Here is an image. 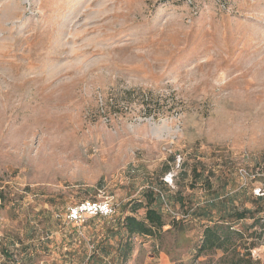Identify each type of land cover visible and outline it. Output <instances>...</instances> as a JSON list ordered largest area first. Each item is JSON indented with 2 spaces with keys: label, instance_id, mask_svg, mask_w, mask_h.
Wrapping results in <instances>:
<instances>
[{
  "label": "rangeland",
  "instance_id": "rangeland-1",
  "mask_svg": "<svg viewBox=\"0 0 264 264\" xmlns=\"http://www.w3.org/2000/svg\"><path fill=\"white\" fill-rule=\"evenodd\" d=\"M184 160L245 206L264 193V0H0V264H112L110 230L149 186L184 196L164 229L187 225L132 237L122 264H218L193 256L186 208L208 195ZM86 201L114 211L72 220ZM261 204L233 224L258 264Z\"/></svg>",
  "mask_w": 264,
  "mask_h": 264
},
{
  "label": "trees",
  "instance_id": "trees-1",
  "mask_svg": "<svg viewBox=\"0 0 264 264\" xmlns=\"http://www.w3.org/2000/svg\"><path fill=\"white\" fill-rule=\"evenodd\" d=\"M187 163H189L187 160L183 161L184 165ZM189 164L191 165L190 174L192 178L189 185L194 188L196 184L201 183L205 186L208 195L202 203L198 202L194 206L186 208V213L191 217L190 219H196L201 223L200 236L192 247L193 256L198 257L202 253L221 250L222 254L217 259L218 264H258V260H254L250 255L249 248L251 245L244 242L242 232L235 229L233 224L244 218L256 219V214L263 210V204L260 205V202L264 200V193L252 197L251 206H245L243 203L236 202L245 187L220 194L217 189L213 188L210 179L215 176V179L221 180V175L215 174L211 169H206L203 162L199 160ZM168 168L166 167V169ZM161 182L165 184L164 181ZM172 198L184 206V196L178 191L169 194L160 189L155 191L152 186L143 188L138 198L126 202L124 206L129 205L130 212L118 218L116 228L110 230L112 237L117 236L116 253L112 259V264L115 262L122 264L126 261L132 249V237L134 236L161 237L172 230L183 235V230L187 225L186 219L176 218L172 213L173 211H171L172 218L168 222L170 227L164 229L166 221L163 207L164 205L170 207L168 204H172ZM138 208H144L142 216L134 214ZM202 220L203 222H201ZM109 246L112 247V244L108 242L103 244L101 240L94 246L89 259L98 263L101 259L96 256L97 250H106ZM240 247H243L245 251L240 252ZM108 254L109 251H105V255Z\"/></svg>",
  "mask_w": 264,
  "mask_h": 264
},
{
  "label": "built area",
  "instance_id": "built-area-1",
  "mask_svg": "<svg viewBox=\"0 0 264 264\" xmlns=\"http://www.w3.org/2000/svg\"><path fill=\"white\" fill-rule=\"evenodd\" d=\"M113 207L106 201L96 202V201H86L75 205L70 208L68 214L72 220H77L82 218V215H104L108 216L113 213ZM174 216L178 218V215L174 213Z\"/></svg>",
  "mask_w": 264,
  "mask_h": 264
}]
</instances>
